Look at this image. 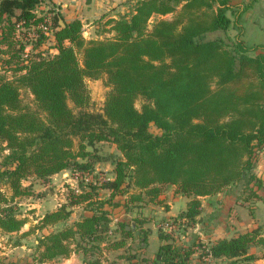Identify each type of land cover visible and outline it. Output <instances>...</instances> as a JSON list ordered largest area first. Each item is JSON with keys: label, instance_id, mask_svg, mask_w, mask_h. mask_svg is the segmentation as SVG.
Instances as JSON below:
<instances>
[{"label": "trees", "instance_id": "1", "mask_svg": "<svg viewBox=\"0 0 264 264\" xmlns=\"http://www.w3.org/2000/svg\"><path fill=\"white\" fill-rule=\"evenodd\" d=\"M120 6L125 12L103 24L113 36L86 41L81 21L67 22L52 0H0V230L10 235L24 227L19 204L33 195L25 181L46 186L55 175L77 172L80 181L65 191V203L21 234L51 228L37 238L40 263L80 253L84 264H102L103 250L123 249L132 238L128 221L114 223L116 216L156 199L164 185L192 198L168 218L179 233L165 232L163 219L156 260L133 252L125 257L129 264H191L194 255L238 264L253 259V246L264 259V225L213 243L188 241L201 214L197 197L241 184L243 204H264V178L251 173L264 151V44L240 40L246 9L229 0ZM230 29L239 31L231 43L206 39ZM100 78L109 91L102 111L91 112L85 80ZM100 143L118 153L110 161L113 177L104 181L94 176L105 161L95 151ZM77 207L82 213L73 220ZM131 220L139 228L146 223ZM148 235L141 228L140 243ZM132 245L125 250L135 251Z\"/></svg>", "mask_w": 264, "mask_h": 264}, {"label": "rangeland", "instance_id": "2", "mask_svg": "<svg viewBox=\"0 0 264 264\" xmlns=\"http://www.w3.org/2000/svg\"><path fill=\"white\" fill-rule=\"evenodd\" d=\"M229 3L233 6H235L237 9H246L244 14L242 15L240 26L242 27V33L239 36L240 40H242L246 45H261L264 44V0H229ZM89 7H75L71 11V14L69 13V10H63L62 15L64 16V19L67 22H71L74 20H79L80 17L82 20V36L86 41H96V40H103L104 38H111L113 34L109 31V26L103 25L106 23V21L115 15L121 14L125 12V8L115 5H90L91 3H88ZM59 12L61 13V9H59ZM228 17L233 19L231 15L228 13ZM171 15L162 17V19L165 20H171ZM103 18V20H101ZM239 28V27H237ZM239 33L238 30L230 29L227 33L222 32H216L211 33L206 36V39H214L216 37H223L228 43H231L233 41L234 37ZM50 53H55V50H51ZM86 88L89 92L90 97V103L87 107L88 111L91 112H101L106 94L109 91V88L107 87L105 83V79L100 78L97 80H85ZM21 99L24 104H30L32 97L29 93L25 91H21ZM143 101L141 99H137L135 102V107L137 109L141 108ZM69 107L76 113L78 109L74 107V105L68 101ZM152 132H156V129L154 127H151ZM96 153H98V158H102L105 161H102L99 167V171L95 172L94 176L100 177L101 180H107V178L110 177L109 173V166L106 165V163H110V161H113L118 153L117 151L113 150L112 146L108 143H100L96 145ZM105 164V165H104ZM69 173V172H67ZM251 173L256 175L257 177L264 178V154H261L260 157L257 158L256 163L254 164V168L252 169ZM92 176H89L84 183H87V181L91 180ZM80 180H75V185L79 183ZM81 182V183H83ZM70 181L69 178H64L62 174L55 175L51 178V181L49 185L40 184L35 179H29L24 182V186L31 185V191L32 196L30 197H24L22 198L19 206V217L22 219H25L28 222H32L36 216L34 212L36 209L33 208V205L35 204H42V200L44 203L48 202H55L58 199H60V195L63 194L65 197V191L68 190L70 187ZM241 188L242 185L239 184L237 186H232L225 191V193H228L225 197V200L222 201H228L226 204L231 205L230 213L228 215V210L226 204L221 205L219 215H218V222L221 223L222 229H225L230 223H233V225H236L237 222V214L240 216V219L242 220V224L248 219L250 222L251 220H256L258 223L264 222V205L262 203L253 202L250 205H246L244 207L248 209L241 208V204L239 203L240 195H241ZM171 189V188H170ZM162 191H168L167 188L162 187ZM223 191V192H224ZM239 200V201H238ZM238 202V204H237ZM43 203V205H44ZM65 203V200L63 199V202L61 204ZM55 204V203H54ZM237 204V205H236ZM42 205V207H43ZM256 205L258 208H256ZM48 205L44 206V209L47 208ZM179 211V209L177 210ZM239 211V212H238ZM251 212L252 215H251ZM78 213H75L76 216ZM163 219H159L155 222V230L153 229V224H150L149 227L156 231L157 228L162 223ZM232 225V224H231ZM132 230H134L132 226ZM191 233V232H189ZM181 237V236H180ZM179 237V238H180ZM36 235H30V236H22V235H12L8 236L6 240L9 241V243H13L15 241H25L26 245L28 247L34 246V240L36 239ZM181 239V238H180ZM134 250H110L105 252V256L102 257L104 264H129L125 260H120V257L125 258L128 254L133 253ZM120 255V256H119ZM205 264V263H204ZM213 264H215L213 262ZM239 264V263H238ZM242 264V262H240Z\"/></svg>", "mask_w": 264, "mask_h": 264}, {"label": "crops", "instance_id": "3", "mask_svg": "<svg viewBox=\"0 0 264 264\" xmlns=\"http://www.w3.org/2000/svg\"><path fill=\"white\" fill-rule=\"evenodd\" d=\"M52 1L59 9H61V15H62L63 10L67 9L69 10V13L71 14V11L73 10V8L85 7V6L89 7L88 3H91L90 5L92 6L93 5L108 6L112 4L113 5L117 4L118 6H120L122 3H125L128 0H52ZM79 19L82 22L81 17ZM111 146L113 150L116 151L115 147L113 145ZM262 154H264V151ZM106 165H108L109 166L108 168L110 169L109 170L110 177L107 178V180L112 179L113 167L110 163L108 164L106 163ZM99 170L100 169H98L97 171ZM69 181L71 182L70 186L74 187L75 182L73 180H69ZM46 187L47 186H45V188ZM162 187L167 188L168 191H162ZM160 189H161L160 194L156 199L151 200V201L149 199H146L142 203H132L131 205L132 208L130 212L127 215H124L123 212H120L119 215H117L115 218L116 221H114V223H116L119 219L123 220V222L128 221L129 227H127L126 229L131 230L132 238L127 241L125 248H128L130 247V244H133L131 247L135 249L134 252H136L140 258H146L149 261L156 260V255H157V252L160 246V242L157 237V230L154 231L155 222L158 221L159 219H167V218L178 216L180 213L186 210L187 204L192 199L191 197H187V196H184L178 193V190L175 186L164 185V186H161ZM227 195L229 194L225 193V191L224 192L222 191L212 196L197 197V199L201 203V214L199 217L198 225L192 231V236L188 238L189 243H193V241H195L196 239L200 240L203 243H213L216 240L230 239L238 234L245 233L248 230H251L259 225H264V222L258 223L256 220H251L249 222L248 219L242 224L241 223L242 220L240 219V216L238 215L239 213H236L238 216L236 225L234 226L233 223H230V225H228L225 229H222L221 223L218 222V215H219L220 207L224 202L222 200L223 199L225 200V197ZM107 196H108V193L103 194L104 198H107ZM63 199L65 200V197L63 194H61L60 199L54 202L55 204L52 201L48 203H44L42 200L41 205L40 204L33 205V208L36 209V211L34 212L36 218L31 223L26 221L24 227L18 234L13 233L10 235H6L2 233V231L0 230V264H84L83 257L80 253L72 254L68 258L58 257L52 261L41 262V263L38 261L39 249H37V244H38L37 238L40 235L47 234L49 230H51V228H47V229L43 228L40 231H34L33 234H35L37 238L33 241L34 242L33 248L28 247L25 241L23 242L20 241V246L14 247L11 243H9L8 240H6L8 236L21 235L23 232H27L28 230L34 228L46 213L55 211L61 205V203L63 202ZM227 202L228 201H225L224 204H226ZM239 203L241 204L240 210L241 208H244L245 210L248 209L244 207L246 206V204H243L241 201H239ZM257 203H262V202H257ZM46 205H48L47 207L48 209H44V206ZM230 208H231V205H228L227 206V210L229 211L228 215L230 213ZM256 208H258L257 205H256ZM178 209L179 211H177ZM81 211L82 210L80 207L73 208V213L71 215V218L73 220L78 218L82 213ZM75 213H78V214L75 216L74 215ZM252 213L253 212H251V215ZM137 216L146 218V223L143 224L141 228L144 230H149V235L147 236L146 241L142 243H140L139 241L140 239L138 238L141 228H139V226H137L135 222L131 220L133 218H136ZM150 224H153L154 230H152L149 227ZM132 226L134 230H132ZM186 240L187 239H185V241ZM125 248L118 249V250H125ZM129 249H126V250H129ZM107 251H110V250H103L102 257L105 256V252ZM262 252L263 251L260 247H256V246L251 247L248 252V255L252 256L253 259L249 261H244L242 262V264H264ZM120 260H125V258L120 257ZM190 263L191 264H204L203 261H200L198 259L197 255H194L192 257V260ZM214 263L215 264H231V260L222 258V259L215 260ZM102 264H104L103 261H102Z\"/></svg>", "mask_w": 264, "mask_h": 264}, {"label": "built area", "instance_id": "4", "mask_svg": "<svg viewBox=\"0 0 264 264\" xmlns=\"http://www.w3.org/2000/svg\"><path fill=\"white\" fill-rule=\"evenodd\" d=\"M47 8L45 7V6H41L40 8H39V11H41V10H46ZM56 12H58V9H56L55 10ZM82 34H83V32H82ZM62 174V176L64 177V178H69V180H73L74 182H75V180L78 178V177H80V173H75V172H73V173H71V172H69V173H67V172H63V173H61ZM100 178V177H99ZM101 179V178H100ZM114 221H116V219L114 220ZM163 229H164V231L165 232H167V233H169V234H173L175 237H177V235H178V233H179V228H178V226L177 225H175V224H173V222L171 221V220H169L168 218H167V220L164 222V224H163ZM213 262H214V260H212V259H210L209 257H207L206 259H204V263L205 264H213Z\"/></svg>", "mask_w": 264, "mask_h": 264}, {"label": "water", "instance_id": "5", "mask_svg": "<svg viewBox=\"0 0 264 264\" xmlns=\"http://www.w3.org/2000/svg\"><path fill=\"white\" fill-rule=\"evenodd\" d=\"M59 24H60V26H64V24H63V21H62V20H60V21H59ZM67 210H69V208H67Z\"/></svg>", "mask_w": 264, "mask_h": 264}]
</instances>
